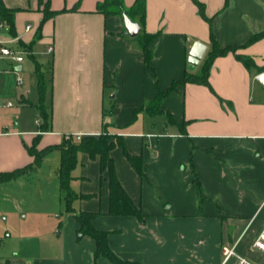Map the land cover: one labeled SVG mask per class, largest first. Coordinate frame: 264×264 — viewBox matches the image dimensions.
<instances>
[{
    "label": "crops",
    "instance_id": "crops-1",
    "mask_svg": "<svg viewBox=\"0 0 264 264\" xmlns=\"http://www.w3.org/2000/svg\"><path fill=\"white\" fill-rule=\"evenodd\" d=\"M42 1L53 11H66L47 20L39 31ZM100 1L3 0L16 10L17 38L6 30L1 38L11 47L18 41L33 42L30 57L35 67L25 64V52L19 63L0 60V150L7 151L0 173L32 164L27 147L39 134L42 150L61 144L68 134L98 136L108 125L111 134L123 137L129 153L142 156L144 177L119 146L110 153L118 178L146 215V223L107 214L109 187L99 158L79 155L72 187L90 195L74 206L78 212L102 213L93 224L111 232L108 241L118 256L140 264H222L221 247L233 243L239 254L260 259L252 245L264 228V87L256 79L264 73V38L243 46L264 31V0H197L212 19L220 45L241 47L237 54L251 58L254 66L247 69L229 53L214 61L210 87L178 86L162 109L176 123L186 122L185 132L166 115H159L165 118L161 129L150 121L156 116L145 111L130 119L135 108L154 100L158 89L166 90L183 78L196 43L206 47L191 72L200 70L211 48V26L196 0L146 1L144 29L160 32L151 44L153 71L144 63L138 40L125 34L123 19L96 12ZM134 1L124 4L130 7ZM36 64L44 75V104L50 117V128L43 133L40 111L33 126L28 113L29 107L38 109L40 101ZM140 121L146 122L142 128L136 127ZM60 159V152L53 151L37 169L52 164L58 191ZM63 216L60 256L14 259L6 252L0 254V263L94 264V241H77V221L64 208ZM97 264L112 263L101 258Z\"/></svg>",
    "mask_w": 264,
    "mask_h": 264
},
{
    "label": "trees",
    "instance_id": "trees-1",
    "mask_svg": "<svg viewBox=\"0 0 264 264\" xmlns=\"http://www.w3.org/2000/svg\"><path fill=\"white\" fill-rule=\"evenodd\" d=\"M146 1L147 0H135L132 6L126 7L124 0H102L97 3L96 12L104 16H119L124 18L128 16L132 21L137 22L141 26V32L136 37L143 53V60L146 66L153 71L152 60L153 52L151 49L152 42L159 36L158 33H148L144 29L146 19ZM42 4L43 19L39 26V31L43 27L44 23L54 18L56 15L65 12L53 11L50 8L49 2H40ZM200 15L208 21L211 26L210 31V43L211 48L208 52L206 59L200 67L198 72H191L187 70L182 79L174 81L171 86L166 90L158 89V93L154 100L148 104H143L134 109L130 122L136 120L138 114L142 111L147 112L148 115L155 117L159 115H166L167 119L172 124H178L172 118V115L162 109L164 100L173 92L177 90L180 85L199 84L210 87L209 76L212 65L216 58L226 56L229 53L235 54L236 58L242 62L247 68L251 69L254 66V62L251 58L238 55L237 51L241 47H222L217 40L213 29L212 19L205 15L204 6L202 3L196 0ZM15 13L16 10L8 8L3 0H0V23L6 27V32L12 37L17 38L16 26H15ZM124 21V19H123ZM41 36V33H37V39ZM264 38V31L255 34L244 44L246 47L250 44L257 42ZM33 42L26 44L23 41H18L15 48L22 52L28 53L29 56L33 57L32 53ZM36 74L38 78V93L40 97L39 104L37 105L40 111L42 124L40 125V132H47L49 126V113L45 107V93L46 83L44 75L40 70V66L36 64ZM186 122L179 123V127L182 132H185ZM41 135H37L31 146L27 147L28 153L34 158L32 164L9 172L0 173V184L8 183L12 180L18 179L31 171L37 170L44 160V158L53 151H59L61 155L60 165L58 168V183L60 199L64 206V213L72 214L78 223L77 237L76 240L80 241L84 237H90L95 243V250L93 252V262L97 264L98 260L104 258L112 264H140L139 262L125 260L118 256L113 249L110 247L108 237L110 231L97 229L93 220L101 215V212H78L74 206L76 200L89 198L90 195H84L78 193L72 187V181L74 179L73 171L79 164V155L81 153L88 154L91 158H99L100 171L103 178L108 182L109 187V210L108 215L110 216H121V217H134L140 224L146 223V215L142 209L134 203L131 199L120 179L118 178L115 163L111 157V151L119 146L128 162L138 173L140 177H144L143 171V159L141 155H132L128 152L126 144L122 136L113 135L108 131V125L104 126V131L98 136H83L81 139L71 137L69 139L64 138L62 143L55 146H48L42 150L38 149L39 139ZM197 186L199 185L197 178H195ZM61 225V224H60ZM0 264H15L11 260H7Z\"/></svg>",
    "mask_w": 264,
    "mask_h": 264
},
{
    "label": "rangeland",
    "instance_id": "rangeland-1",
    "mask_svg": "<svg viewBox=\"0 0 264 264\" xmlns=\"http://www.w3.org/2000/svg\"><path fill=\"white\" fill-rule=\"evenodd\" d=\"M5 30L4 28L1 29V36L4 35ZM135 41L137 43V40ZM24 56L25 64L34 69V60L26 53ZM38 60L45 64L44 57L38 56ZM37 111V108H28L29 122L32 126L37 119ZM164 120L163 116H156L150 121L157 124V129H161V121ZM145 124L146 122L141 123L140 121L136 127L142 128ZM6 157L7 151L5 149L0 150L1 164ZM63 208L52 164L31 171L25 176L8 183H1L0 246L2 251L0 254L9 252L11 258L29 260L60 256L62 249L60 245L65 238V236L59 234L61 232L59 224L62 223L64 217Z\"/></svg>",
    "mask_w": 264,
    "mask_h": 264
},
{
    "label": "built area",
    "instance_id": "built-area-1",
    "mask_svg": "<svg viewBox=\"0 0 264 264\" xmlns=\"http://www.w3.org/2000/svg\"><path fill=\"white\" fill-rule=\"evenodd\" d=\"M4 27L3 24L0 23V31ZM31 26H27V30H30ZM24 52L21 50H18L15 47H11L7 45L5 41L2 40L0 35V60L2 59H8L12 62H22ZM17 73V72H16ZM17 84L22 85L23 79L21 77L17 78ZM8 106H13V103L9 102ZM71 137H74L76 139H81L82 135H72L68 134L65 135L66 139H69ZM252 248L258 252L261 255V258L258 260H250L248 257H245L241 254H239L236 250L235 244L226 243L221 247V254H222V264H228L230 262H233V264H264V228L261 230V232L258 234V236L255 238Z\"/></svg>",
    "mask_w": 264,
    "mask_h": 264
},
{
    "label": "water",
    "instance_id": "water-1",
    "mask_svg": "<svg viewBox=\"0 0 264 264\" xmlns=\"http://www.w3.org/2000/svg\"><path fill=\"white\" fill-rule=\"evenodd\" d=\"M124 26H125V34L130 38H136L141 32V26L132 21L128 16H124ZM206 47L199 43H196L190 52L189 57V70L194 71L195 68L199 65L200 60L202 59L205 53ZM257 81L264 87V73L258 75L256 77Z\"/></svg>",
    "mask_w": 264,
    "mask_h": 264
}]
</instances>
